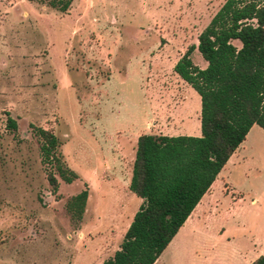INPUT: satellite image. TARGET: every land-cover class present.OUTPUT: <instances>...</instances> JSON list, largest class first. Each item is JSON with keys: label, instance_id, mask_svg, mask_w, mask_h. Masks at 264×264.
Listing matches in <instances>:
<instances>
[{"label": "rangeland", "instance_id": "1", "mask_svg": "<svg viewBox=\"0 0 264 264\" xmlns=\"http://www.w3.org/2000/svg\"><path fill=\"white\" fill-rule=\"evenodd\" d=\"M223 1L72 0L62 11L0 0V264H101L114 252L142 201L126 184L135 138L201 133L200 96L173 65L194 44L206 66L198 33ZM36 126L78 174L55 173L56 190ZM243 146L212 183L211 213L187 217L153 264H240L264 250V129L253 124ZM85 185L77 224L65 202Z\"/></svg>", "mask_w": 264, "mask_h": 264}, {"label": "trees", "instance_id": "2", "mask_svg": "<svg viewBox=\"0 0 264 264\" xmlns=\"http://www.w3.org/2000/svg\"><path fill=\"white\" fill-rule=\"evenodd\" d=\"M62 11L72 0H42ZM240 40V45L232 42ZM190 44L173 69L200 96L199 135L143 132L138 135L128 187L142 198L123 238L101 264H153L169 244L218 172L245 139L253 123L264 129V0H224L198 33L197 47L207 64L191 58ZM7 125L17 121L7 115ZM42 160L71 182L78 176L58 150V137L36 126ZM88 186L65 202L70 218L79 223ZM249 264H264V250Z\"/></svg>", "mask_w": 264, "mask_h": 264}, {"label": "crops", "instance_id": "3", "mask_svg": "<svg viewBox=\"0 0 264 264\" xmlns=\"http://www.w3.org/2000/svg\"><path fill=\"white\" fill-rule=\"evenodd\" d=\"M253 124H256V123H253ZM253 124L251 125L250 128H252ZM261 127V126H260ZM250 130V129H249ZM248 130V132H249ZM247 132V134H248ZM246 134V136H247ZM246 138V137H245ZM245 140V139H244ZM243 140V141H244ZM135 141L137 142V137L135 138ZM243 141L235 148V150L231 153V155L229 156V158L227 159V161L232 158V162L235 163L236 162H239L240 159L242 158L241 156H239V152H240V149H242L244 146H243ZM136 146V145H135ZM135 155V154H134ZM134 159V158H133ZM226 161V162H227ZM225 162V164H226ZM224 164V165H225ZM224 167V166H223ZM223 167L221 168V170L223 169ZM220 170V171H221ZM220 171L218 172V174L220 173ZM131 172H132V169H131ZM217 174V175H218ZM130 176H131V173L129 174L128 178H127V182L126 184L128 185L129 183V180H130ZM226 177L228 176L227 173L225 175ZM217 177V176H216ZM215 177V178H216ZM222 180L224 181V184L227 183V181L225 180L224 176H222ZM215 180V179H214ZM213 180V181H214ZM213 183V182H212ZM212 183L210 185V187L208 188V190L202 195L201 199L198 201V203L195 205V207L192 209L191 213L188 215V217L190 215L193 216V219H197V222L199 224V222L201 223L200 220L203 219V217L207 214V212L211 213V209H210V206H212V201H211V195H212ZM129 188V187H128ZM187 219V218H186ZM191 223H192V220H191ZM190 223V224H191ZM181 227V226H180ZM247 260V259H246ZM253 259H249L247 261H240V264H248L252 261Z\"/></svg>", "mask_w": 264, "mask_h": 264}]
</instances>
